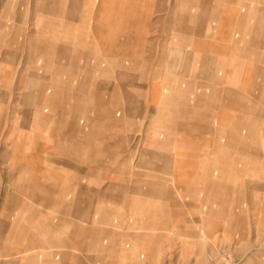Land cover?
Segmentation results:
<instances>
[{
    "label": "rangeland",
    "instance_id": "rangeland-1",
    "mask_svg": "<svg viewBox=\"0 0 264 264\" xmlns=\"http://www.w3.org/2000/svg\"><path fill=\"white\" fill-rule=\"evenodd\" d=\"M112 8V60L127 64H88L103 42L81 22L70 112L47 110L57 131L11 136L43 160L4 156L0 264H264V0ZM44 139L53 148H33ZM109 186L140 195L73 218L78 192L83 213Z\"/></svg>",
    "mask_w": 264,
    "mask_h": 264
},
{
    "label": "crops",
    "instance_id": "crops-1",
    "mask_svg": "<svg viewBox=\"0 0 264 264\" xmlns=\"http://www.w3.org/2000/svg\"><path fill=\"white\" fill-rule=\"evenodd\" d=\"M92 1L0 0V137L4 133L8 134L7 141L2 145L0 143V171L2 166L8 163L4 156L12 149L23 150L16 158L10 155V160L16 163H22L24 159H34L38 162L43 160L39 156H28L27 150L31 148V144H22L20 140L11 141L12 135L19 133L25 139L29 133L46 135L57 131L53 128L56 121L53 123V117L47 110L62 108L70 112L69 106L65 108L63 102H69L70 97L73 98L74 86L76 92L80 90L81 22H93L91 37L103 42L101 53L95 55L88 64H127L122 60H112L113 20L122 16L119 13L116 17L112 6L142 5L149 0H94V5L99 4L104 9H85L84 5L92 4ZM140 13L142 16L143 12ZM109 91L111 89L108 84L99 83L94 88L96 98L98 97L100 102L109 99ZM125 101L128 102L127 97ZM32 146L46 150L53 148L45 139L41 144L34 142ZM50 159L47 156L44 161L52 162ZM84 174L88 179H93V173H82ZM78 194L72 216L78 222H89L92 214L100 207L105 208L101 209L103 212H112L113 208H126L128 194L131 197L140 195V192L111 186L100 193L90 192L89 196L84 198L87 199L88 209L83 213L78 206L83 197ZM156 194L149 191L147 195L157 196ZM145 204H141L142 207L148 208ZM81 225L84 227L82 223ZM83 229H94L95 234L94 224H88Z\"/></svg>",
    "mask_w": 264,
    "mask_h": 264
}]
</instances>
